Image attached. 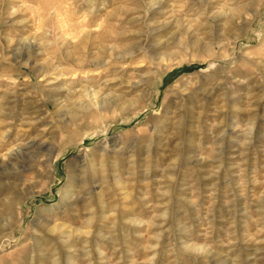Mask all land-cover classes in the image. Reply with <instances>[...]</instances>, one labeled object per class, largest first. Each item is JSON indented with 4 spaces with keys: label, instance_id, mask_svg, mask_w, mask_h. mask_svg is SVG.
<instances>
[{
    "label": "rangeland",
    "instance_id": "obj_1",
    "mask_svg": "<svg viewBox=\"0 0 264 264\" xmlns=\"http://www.w3.org/2000/svg\"><path fill=\"white\" fill-rule=\"evenodd\" d=\"M151 1L0 0V264H264V0Z\"/></svg>",
    "mask_w": 264,
    "mask_h": 264
},
{
    "label": "bare ground",
    "instance_id": "obj_2",
    "mask_svg": "<svg viewBox=\"0 0 264 264\" xmlns=\"http://www.w3.org/2000/svg\"><path fill=\"white\" fill-rule=\"evenodd\" d=\"M254 1L255 0H252V2H250L249 3V5L251 4V3H254ZM163 0H153V1H151V2H149L148 3V7H149V9H150V13H152V18H155L154 16H156V15H158V14H160L159 12H160V10H161V6H162V4H163ZM146 12H148V10H146ZM140 13V12H139ZM145 14H142V16L141 15H139L137 18H138V20H141V26H146L145 24H144V20H147L146 19V16H144ZM148 25V24H147ZM151 26V25H150ZM150 26L148 27V28H150ZM147 27V26H146ZM145 27V28H146ZM148 31H150V30H148ZM155 32V34L158 32V29H154L152 32H146V35L145 36H143V37H141V38H139L138 37V40H139V42H138V44L139 45H141V47H145V44H146V42H147V40H149V35H150V33L151 34H153ZM105 34V33H104ZM107 36H109V35H107ZM101 38H102V40H101V42H103L104 41V39L106 38V37H104V35H102L101 36ZM108 39V38H107ZM119 39V38H118ZM97 40H98V38H97ZM110 40V39H109ZM120 40H122V39H120ZM92 41V40H91ZM96 41V40H95ZM99 42V41H98ZM107 43V42H106ZM121 43H122V41H121ZM100 44V43H99ZM101 44H103V43H101ZM100 44V45H101ZM96 45H98V44H96ZM107 45V44H106ZM90 44H88V40L87 39H82L81 40V42H80V44L78 43V45L77 46H74V47H76V49H77V51L79 50L80 52H82V51H86L87 49H89L90 47ZM95 46V45H94ZM89 47V48H88ZM93 47V46H92ZM98 47V46H97ZM97 47H96V49H97ZM203 47V46H202ZM95 48V47H94ZM99 48V47H98ZM100 51H102V54L103 53H106L107 51H109V50H111V54L110 55H112V56H114L116 53H115V50L113 49V48H110V47H106V46H100ZM108 48H109V50H108ZM203 48H206L207 49V46L205 45ZM30 52L32 51V47H30ZM205 49V50H206ZM29 52V50H28V52H27V56H24L23 58H26V62L28 63L29 62V64L31 63V60H32V58L34 57L31 53ZM31 54V55H30ZM98 54V53H97ZM105 55V54H104ZM126 55L127 56H129V54L126 52L124 55L122 54V53H117L115 56L117 57V58H125L126 57ZM87 57V60H88V58H91V55H89V57L88 56H86ZM93 59V58H92ZM102 61L103 59H102V57L101 58H99V57H95L92 61ZM104 61V60H103ZM33 62V61H32ZM105 62V64H107V61H104ZM104 64V65H105ZM46 69V68H45ZM43 70V69H42ZM37 72V71H36ZM149 82H148V80L145 78V77H143V76H139V80L137 81V82H135L134 84H133V89H137V88H139V87H141V86H146V87H148V84ZM155 87V86H154ZM50 89V88H49ZM88 92H87V95L89 96V99H90V105H93V106H91V107H89V105H88V108H86V111L87 112H90L91 111V108L93 107L94 109H96L95 111L97 112V114H101V112H104V111H109V110H114L115 111V113H116V110H118L120 107L118 106V100H119V98H118V96H113V95H109V96H97V94L96 93H94V94H90V93H92V92H90L91 90L90 89H88L87 90ZM64 95H68V93H64ZM70 95H72V97H75V95H74V93L72 94V93H70ZM74 95V96H73ZM49 97V96H48ZM148 97V95H141V98H143V99H146ZM53 98V100L51 99V103H52V105L54 106V108L56 109V110H60L61 111V109H62V107L60 106V103H59V101L57 100V99H54L55 97L53 96L52 97ZM125 102V105H127L128 106V108H130V107H133L134 105H136L137 103H138V101L137 102H127V100L126 101H124ZM120 110V109H119ZM86 113V112H85ZM113 114H114V112H113ZM88 115V114H87ZM157 136V135H156ZM45 146H44V144H41V145H39V147H38V150L41 152L42 150H43V148H44ZM51 147V146H50ZM53 147V146H52ZM112 149H113V147H111ZM21 150V149H20ZM45 152H47L48 154V156H50L52 153H53V150L52 149H47ZM103 156H106L107 154H108V150H103ZM51 158V157H50ZM50 158H49V160H50ZM79 160H80V164H81V166L82 167H93V159L90 157V155L87 153V151H83V152H81V155L79 156ZM50 161H48L47 160V164L49 163ZM48 173V172H47ZM49 174V173H48ZM69 194V193H68ZM67 194V195H68ZM69 196V195H68ZM8 209V208H7ZM48 227V226H47Z\"/></svg>",
    "mask_w": 264,
    "mask_h": 264
}]
</instances>
